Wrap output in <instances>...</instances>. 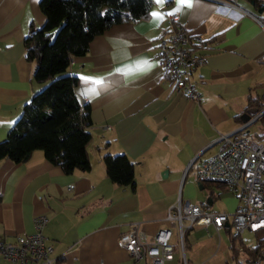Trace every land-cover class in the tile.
Masks as SVG:
<instances>
[{"label": "crops", "instance_id": "crops-1", "mask_svg": "<svg viewBox=\"0 0 264 264\" xmlns=\"http://www.w3.org/2000/svg\"><path fill=\"white\" fill-rule=\"evenodd\" d=\"M39 1L0 0V142L44 86L32 79L34 64L25 58L24 45L31 27L46 22ZM246 1L250 6H241L253 16L232 20L215 11L213 0H152L149 18H125L109 26L93 38L85 56L73 57L68 74L77 77L78 100L91 106V168L64 174L40 149L25 163L0 162V237L35 233L34 218L43 215L49 220L45 237L58 264H150L120 248L118 237L135 223L151 238L166 228L167 209L179 194L195 200L188 174L195 175L217 151L220 136L239 128L234 117L246 108L248 95L264 93V23ZM170 13L180 15L182 26L204 40L216 37L202 48L209 64L191 72L196 99L175 91L155 58L161 24ZM105 154L129 156L135 165L133 187L112 184ZM194 200L200 206L208 201L202 208L210 212L232 213L238 204L229 192L214 201L208 195ZM220 202L223 206L215 208ZM186 235L189 264L246 259L245 252L232 257L230 237L221 233L217 244L203 227ZM0 264L10 263L0 258ZM166 264L181 263L177 256Z\"/></svg>", "mask_w": 264, "mask_h": 264}, {"label": "trees", "instance_id": "trees-1", "mask_svg": "<svg viewBox=\"0 0 264 264\" xmlns=\"http://www.w3.org/2000/svg\"><path fill=\"white\" fill-rule=\"evenodd\" d=\"M250 1V0H249ZM252 9L256 12L264 8V0H254ZM252 3V2H251ZM152 0H40L39 7L45 17V24L31 27L24 39L25 58L34 64V82L44 86L24 105V112L17 119L9 135L0 142V162L25 163L32 152L42 150L51 164L58 165L64 174L77 170L88 171L90 157L87 152L92 141V118L90 105H82L75 93L78 83L76 75H70L69 66L73 57H83L88 52L90 42L96 35L105 32L109 26L128 18L132 21L149 18ZM264 23V17H260ZM216 37H210L214 40ZM249 108L260 114L264 109V93L261 97L248 95ZM238 114L234 120L242 124ZM263 123L264 114L257 120ZM264 137L257 136L258 139ZM106 176L112 184L125 188L135 185V165L127 154L109 155L102 158ZM208 189V197L227 194L228 187L221 183L199 184ZM204 202L202 206L208 207ZM188 232V231H187ZM230 236L232 257L245 252L246 259L236 264H252L264 254V238L257 237L254 245L244 242L242 235ZM185 233V246L188 243Z\"/></svg>", "mask_w": 264, "mask_h": 264}, {"label": "built area", "instance_id": "built-area-1", "mask_svg": "<svg viewBox=\"0 0 264 264\" xmlns=\"http://www.w3.org/2000/svg\"><path fill=\"white\" fill-rule=\"evenodd\" d=\"M213 1L215 11L229 19L253 16L241 6L240 0ZM179 19L180 15L170 13L162 22L155 58L164 74L173 81L175 91L196 99L197 89L191 82V72L209 64L202 51L208 42L182 26ZM263 114L264 109L248 122H242L233 133L220 136L217 151L196 168L198 184L216 182L228 187V192L238 200L234 212H210L200 204L181 199L179 194L177 202L167 209L166 228H160L149 238L138 224L130 223L129 231L118 237V246L131 253L136 261L148 258L150 264H166L178 256L179 263L189 264L184 236L195 226L205 228L216 244L221 240L220 233L227 229L235 235L244 231L253 235L264 232V137L258 139L248 131ZM34 219L35 233L21 234L12 240L0 237V258L10 264H58L44 233L49 220L43 215ZM252 264H264V254Z\"/></svg>", "mask_w": 264, "mask_h": 264}, {"label": "rangeland", "instance_id": "rangeland-1", "mask_svg": "<svg viewBox=\"0 0 264 264\" xmlns=\"http://www.w3.org/2000/svg\"><path fill=\"white\" fill-rule=\"evenodd\" d=\"M240 4H242L243 6H246V7L250 6L249 5L250 3H248V1H246V0H240ZM262 92L263 91H259V92L257 91L255 94H258L259 96H261ZM248 131L256 137L259 136L260 134L264 133L263 123H260L258 121L256 123L252 124L249 127ZM188 175H189V177H192V181L194 183V188H196V193H195L196 199L194 200V198H193V199H188V200H194L197 202L203 200V198L207 197V195H208V189H203L202 191L200 190V188L197 186V183H196V177L194 175V171L193 172L191 171ZM186 191H187V188H185V192ZM221 206H223L221 202L215 204V208L221 207ZM221 235L225 239H229V237H230L226 232H221ZM241 235L244 239V242L250 246L254 245V243L257 240L256 235L250 234L247 231L242 232ZM257 235H259L260 238H264V232H262V233L259 232V233H257ZM242 259H243V256H241L240 260H242Z\"/></svg>", "mask_w": 264, "mask_h": 264}, {"label": "water", "instance_id": "water-1", "mask_svg": "<svg viewBox=\"0 0 264 264\" xmlns=\"http://www.w3.org/2000/svg\"><path fill=\"white\" fill-rule=\"evenodd\" d=\"M251 2H252V5L255 3L254 0H251ZM263 10H264V8H260V9L257 10L258 12H257V14H256V19H257V16H259L260 14H262V13L264 12ZM257 115H258V110H256L255 108H249V110H248L247 113L242 114V115L240 116V119H241V121H242L243 123H246V122L249 121V119H250L251 117H254V116H257ZM200 189L202 190L203 187L200 186Z\"/></svg>", "mask_w": 264, "mask_h": 264}, {"label": "snow or ice", "instance_id": "snow-or-ice-1", "mask_svg": "<svg viewBox=\"0 0 264 264\" xmlns=\"http://www.w3.org/2000/svg\"><path fill=\"white\" fill-rule=\"evenodd\" d=\"M156 2L158 3V4H162V3H164V0H156ZM178 3H181V4H190V0H178ZM154 15H159V14H154ZM97 83H99V82H97Z\"/></svg>", "mask_w": 264, "mask_h": 264}]
</instances>
